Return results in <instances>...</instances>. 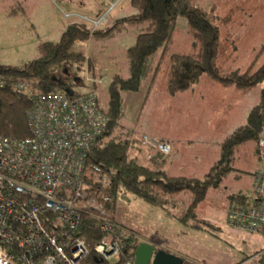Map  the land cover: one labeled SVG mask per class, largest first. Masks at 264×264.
<instances>
[{
	"label": "rangeland",
	"instance_id": "rangeland-1",
	"mask_svg": "<svg viewBox=\"0 0 264 264\" xmlns=\"http://www.w3.org/2000/svg\"><path fill=\"white\" fill-rule=\"evenodd\" d=\"M192 1L214 18L215 24L220 28L221 49L226 57L235 49V44L242 56L255 49L264 59V0ZM20 2L26 11L10 16L11 9ZM133 12L130 0H116V5L104 0H0V63L21 66L40 56V45L44 41H57L71 22L77 21L96 27L94 22L105 17L104 22L99 25L104 27L112 24L122 14ZM246 21H250L248 25ZM241 22H245V27ZM236 32L238 37L231 40V35ZM131 35L117 37L102 52L92 42L86 45V52L94 58L93 66L99 79L97 90L103 107L109 102L108 86L112 76L116 73L128 75L125 52L133 41L134 35ZM193 39L191 28L183 24L180 18L167 51L157 57L160 69L153 92L149 91L152 79L150 75L143 82L140 91L125 93V115L122 123L125 130L132 131L134 138H141L144 134L162 133L187 142V146L192 148L188 152H184L182 148V157L175 158L173 162V173L204 178L213 161L202 150L205 145L202 134L205 131L196 130V120L190 121L194 117L188 114L191 107L189 99H170L174 94L168 88L170 55L176 52H195L192 47ZM88 65V62L84 63V67L74 68V71L67 67L65 76L84 80L89 72ZM83 80L78 82L82 84ZM246 123L247 120L244 124ZM145 150L131 148L130 154L138 155L141 163L157 168L156 162L147 158ZM181 165H185L186 171L181 169ZM234 167L235 170L221 188L209 190L195 209L198 219H191L187 225L170 218L162 208L126 190L121 191L115 210L112 213L108 210L107 212L115 221L133 226L141 241L154 238L165 245L175 244L189 258L207 264H264V237L230 226L226 220L230 207L237 202L231 198L232 195L242 192L247 196L253 195L256 172L264 167V147L256 140H249L237 153ZM174 198L179 203L174 214L182 216L193 201L194 194L185 190L177 193ZM201 220L209 221L214 226ZM193 225L202 226L205 231H196Z\"/></svg>",
	"mask_w": 264,
	"mask_h": 264
},
{
	"label": "trees",
	"instance_id": "trees-1",
	"mask_svg": "<svg viewBox=\"0 0 264 264\" xmlns=\"http://www.w3.org/2000/svg\"><path fill=\"white\" fill-rule=\"evenodd\" d=\"M131 6L134 8L133 13L124 14L104 27L71 22L57 41H44L40 45V56L21 66L0 63V80L6 83V87L0 89V135L18 138L30 135L27 111L32 104L28 96L16 90L17 84H30L40 93L60 90L75 96L92 90L98 92L99 79L93 66L94 58L86 52V45L92 42L102 52L117 37L131 33L134 35V42L125 52L128 75H113L108 86L109 102L106 107L100 104L98 93V104L110 121L103 135L97 140L89 164L100 166L103 174L110 179L105 189L112 198L105 203L109 213L115 210L122 190L170 211L179 206L175 195L190 190L194 194L193 201L182 216L174 214L179 221L187 223L191 219H198L195 209L205 199L208 190L220 187L225 178L235 170L234 162L241 147L249 140L260 142L264 133V86L259 102L247 117V123L224 139L220 159L204 178L171 176L162 169L141 163L138 155L130 154L131 148L139 150L143 147L140 138H134L132 131L125 130L122 123L125 115V93L140 91L143 82L150 75L153 85L160 69L157 57L167 51L179 18H184L191 28L196 51L170 55L168 88L172 94L191 89L202 74H207L224 85L251 89L264 84V62L255 69L251 67L243 72H224L217 63L220 48L219 27L212 21L211 14L195 5L192 0H131ZM21 12H25V9L20 2L9 14L17 15ZM87 62L89 72L84 80L65 76L67 67L74 71V68L84 67ZM87 77L92 79L91 83L87 82ZM80 80H83L82 84L78 82ZM160 156L165 154L156 152L150 160H156ZM234 199L247 203L252 198L246 194H238L234 195ZM203 222L212 225L208 221ZM84 234L87 241L92 243L105 237L98 230V226L96 231L94 220L88 217ZM83 264L112 263L96 258L92 252Z\"/></svg>",
	"mask_w": 264,
	"mask_h": 264
},
{
	"label": "built area",
	"instance_id": "built-area-1",
	"mask_svg": "<svg viewBox=\"0 0 264 264\" xmlns=\"http://www.w3.org/2000/svg\"><path fill=\"white\" fill-rule=\"evenodd\" d=\"M15 88L32 104L27 111L30 135H0V264H83L92 252L112 264H135L142 241L111 218L105 208L112 200L105 192L110 179L100 166L89 164L110 121L98 104V92L40 93L27 83ZM140 144L148 159L173 149L170 140L149 134L142 135ZM259 144L264 147V133ZM87 217L105 234L102 240L87 241ZM226 220L264 237V169L256 176L251 201L234 203Z\"/></svg>",
	"mask_w": 264,
	"mask_h": 264
},
{
	"label": "crops",
	"instance_id": "crops-1",
	"mask_svg": "<svg viewBox=\"0 0 264 264\" xmlns=\"http://www.w3.org/2000/svg\"><path fill=\"white\" fill-rule=\"evenodd\" d=\"M104 1H108V2L112 3L116 0H104ZM130 4H131V0H130ZM24 9H25V6H24ZM25 11H26V9H25ZM17 15H19V14H17ZM122 15H124V14H122ZM10 16H12V15H10ZM211 17H212V15H211ZM179 20H180V18H179ZM181 20L183 21V24L188 25L187 21L184 18H181ZM212 21L214 22V18L212 19ZM246 22L248 25V23L250 21H246ZM214 24H215V22H214ZM244 24H245V22H241V25L243 27H245ZM219 30H220V28H219ZM129 35L132 36L131 33ZM235 37H238L237 32L235 34L231 35V40L236 39ZM133 42H134V38H133L132 43ZM131 44H129L128 46H130ZM192 44H193L192 47H194L193 51H195L196 48L194 46V42H192ZM234 48L235 49H233V51H230L228 53V57H226L227 56L226 53L224 52L223 49H221V32H220V48H219L217 63H218V66L224 72H232L235 70H240L243 72V71L248 70L251 67L253 69H255V68L259 67L264 62V59L259 55V52L256 53L255 49L253 51H251V53L249 52L247 55L242 56L240 54V52L238 51L237 45L234 44ZM222 51L224 52L223 55H221ZM176 53L190 54L188 52H176ZM203 76H206V77H203ZM156 81H157V76L155 78L153 85H151L152 82H150L149 91L151 93L153 92L152 89L154 88ZM263 86H264V84H259L255 87L251 88V89L246 90L243 88H239L235 85H224L220 82L215 81L209 75L206 74V75H201L200 79L197 81V83L191 89L186 90V91H182V92H177L174 95H171L174 97L170 96V99H180V100H182V99L184 100L185 98L189 99V101L191 103V107L188 110V114H190L194 117V118L190 119V121L195 122V120H196V122H197V124H195L197 127L196 130L201 129V130L205 131V134H202L204 136V138H202V141H205V143H204L205 145L202 148V150L204 151V154L207 158L213 159L212 163L210 164L209 169H211V167L220 159V157H221V145H222L224 139L227 138L229 135H231L234 130H236L238 127L242 126L246 122L247 117H248L251 109L260 100L261 90H262ZM149 96H150V93H149L148 97ZM195 125H193V127H195ZM152 135L159 138V139H162V140H170L172 142V145H173V149H172V152L170 155H168V156L165 155L163 157L160 156L156 160H151V161L156 162V167L158 169H162V170L166 171L167 174H169L171 176H187V175H183V174L176 175L175 173H173V169H174L173 168V162H174L175 158H177L179 156L182 157V155H181L182 148L184 149V152H188L192 147H188L187 142L184 143L183 141L179 140V138H177L176 136H173V135L169 136L168 134L165 135L162 133H159V134L156 133V134H152ZM189 142H192V140ZM145 151L147 152V150H145ZM146 155H147V153H146ZM168 157H170L169 161H168ZM185 168H186L185 165H181V169L186 171ZM263 169H264V167L259 169L256 172V174H258ZM229 175L227 176V178L229 177ZM187 177H197V176H187ZM227 178H225V180ZM223 182L221 183V186H222ZM221 186L218 188H221ZM218 188H211V189H218ZM211 189H209V190H211ZM209 190H208V192H209ZM240 194H245V193L242 192ZM234 195H232V197H231L232 199H234ZM252 196L250 195L249 197L252 198ZM177 208L178 207H176L175 209H177ZM175 209H173V212L171 213L172 210L170 211L169 209L162 208L163 212L168 214V216L170 218L177 219L174 216V210ZM201 221H204V220H201ZM116 222H118V221L116 220ZM118 223L122 224L128 228H131L134 231H137L133 226H129L123 222H121V223L118 222ZM180 223L187 225V223H182L181 221H180ZM201 227L193 225V228L196 231H205V228L204 227L201 228ZM144 241L153 243V244L157 245L158 247L165 248V249H167L173 253L181 255L186 259V261H189L191 263L207 264L204 261L202 262L199 260L189 258L183 252L182 248L175 246V244L165 245V244H162L164 242H161L160 240H157L154 238H148V239L145 238Z\"/></svg>",
	"mask_w": 264,
	"mask_h": 264
},
{
	"label": "water",
	"instance_id": "water-1",
	"mask_svg": "<svg viewBox=\"0 0 264 264\" xmlns=\"http://www.w3.org/2000/svg\"><path fill=\"white\" fill-rule=\"evenodd\" d=\"M135 264H191L186 259L165 248L142 241L135 250Z\"/></svg>",
	"mask_w": 264,
	"mask_h": 264
},
{
	"label": "flooded vegetation",
	"instance_id": "flooded-vegetation-1",
	"mask_svg": "<svg viewBox=\"0 0 264 264\" xmlns=\"http://www.w3.org/2000/svg\"><path fill=\"white\" fill-rule=\"evenodd\" d=\"M189 262V261H188ZM189 263H191V262H189ZM191 264H193V263H191Z\"/></svg>",
	"mask_w": 264,
	"mask_h": 264
}]
</instances>
